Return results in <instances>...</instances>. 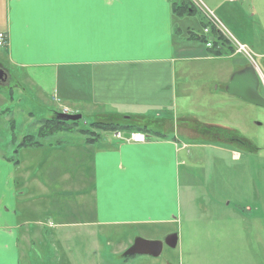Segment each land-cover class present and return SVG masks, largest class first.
<instances>
[{
  "label": "crops",
  "instance_id": "1",
  "mask_svg": "<svg viewBox=\"0 0 264 264\" xmlns=\"http://www.w3.org/2000/svg\"><path fill=\"white\" fill-rule=\"evenodd\" d=\"M174 1L85 0L36 6L26 0H0V32L9 37L0 48V65L5 61L43 91L46 82L34 81L36 71H54L57 81L60 72L68 78L73 72L75 90L68 91L80 111L72 114L85 109L100 117L97 121L131 126L147 137L145 143H134L128 131L109 137L103 133L110 132H102L93 144L85 138L79 143L45 139L40 147L16 153L13 146L12 150L0 146V264H97L81 255L89 254L93 246L99 249L104 228L119 226H149L156 237L145 239L152 241L176 234L175 249L183 264H264L252 245L256 234L264 232V216L258 208L253 213L241 203L217 198L224 190L218 182L209 184V194L195 198L199 214L204 213L202 229L194 227L189 210L190 177L184 168L193 157L192 149L211 141L218 145L209 148L226 153L231 140L222 131L213 132L209 140L207 131L182 126L171 114L160 120L163 131L149 129L151 122H145L146 78L162 81L166 75L170 85L178 62L222 58L209 50L208 55L206 50L189 55L193 46L188 42L205 39V27L201 23L203 31L196 32L198 13L177 18ZM202 2L229 22L239 3ZM7 71L8 80L0 87L8 90L4 95L0 92V107L4 99L13 104L16 92L24 91L21 80L12 88L13 70ZM163 87L156 88L167 102L151 107L172 112V94ZM57 92L61 98L63 92ZM5 106L0 108L6 117L0 125L11 133L12 142H20L24 136L14 135L16 122L10 117L15 107ZM50 118L36 119L29 113L26 124L37 126L38 132L40 123ZM135 121L137 126L131 124ZM195 140L201 142H186ZM233 152L232 160H239L240 154ZM244 240L249 243L244 245ZM260 252L264 257V248Z\"/></svg>",
  "mask_w": 264,
  "mask_h": 264
},
{
  "label": "rangeland",
  "instance_id": "2",
  "mask_svg": "<svg viewBox=\"0 0 264 264\" xmlns=\"http://www.w3.org/2000/svg\"><path fill=\"white\" fill-rule=\"evenodd\" d=\"M238 1L234 18L230 22L221 14L214 12L209 5H205L218 21H220L218 17L221 16L220 19L224 21L223 25L226 28L221 25L227 33L226 38L221 33L219 35L223 36L231 47H233V39L231 38L233 37L239 43L248 46L258 56L257 58L264 62V0ZM196 9L198 13L195 16L197 22L195 27L198 29L196 32L201 33L203 31L201 23L206 21L209 24V27H207L209 33L203 32L205 45L197 42V40L188 42V45L193 46L192 53L189 55H197L204 50L208 55L207 50L212 49L217 42L216 36L212 34V29L216 30L217 28L211 24L202 11H205L202 5L199 8L196 7ZM202 14L205 16V20L200 16ZM210 37L215 39L210 41L212 43L211 48L207 47V41ZM233 50V56L222 57L218 61L178 62L176 74L170 79V85H168L166 75L161 78L162 81L153 76L146 78L145 93L148 96L146 102L149 107H147L149 116L145 122H151L149 129L163 131L164 127L160 125V120L168 118V114H171L175 119H179L178 123L182 126L191 125L192 129L207 131L209 140L214 137L213 132L217 131H222V135L226 140H231L229 148L225 151L226 153L222 150L214 152L208 145L213 147V145L218 144L211 141H208L210 143H203L201 149L193 148V157L184 168V171L190 177L188 197L191 204L189 210L192 220H195L194 227L196 229H202L204 213L199 214V205L195 198L209 194V184L218 182L224 184V190L221 188L217 198L225 197L227 201L231 199L234 205L241 203L242 207L252 208L253 213H256L255 211L258 208L260 210L259 214L264 216V108L251 105L237 97L230 96L226 92V86L229 84L231 76L250 65L246 56L235 55V49L233 48ZM2 54L3 51L0 50V57ZM2 64L8 70H13L10 80L14 90L15 86L18 85V80L24 83L22 86L24 91L22 93L16 92V101L13 104L5 99L3 103V106L6 105L5 107H15L14 113L10 117L14 118L16 122L14 135L19 139L25 135L37 133V126L26 124L29 113H33L36 119H43L53 117L55 114H62V112L71 114L80 111L78 107H75L74 94H70L68 91L75 90V74L73 72L69 71L70 78L64 77L60 72L61 77L57 81V77L53 79L54 71H46V73L41 70L36 71L33 77L34 81L46 82L47 87L43 91L37 85H34L30 79L19 72H15L17 70L5 61ZM162 85H164L163 91L166 93L170 91L172 94L171 105L174 106L169 107L172 112L165 111L157 106L156 108L151 107V104L167 102L166 95L158 92L156 88L162 87ZM58 89L63 92L64 97L61 96L60 98L57 92ZM7 90L8 88L0 87V92L3 95L6 94ZM260 92L264 93L262 87ZM37 103L43 106L39 107ZM163 108H166V106ZM79 115L82 116L79 128L100 119V117L85 109ZM160 115H163L162 118H160ZM3 118L6 117L0 114V120H3ZM126 118L128 119V116ZM183 119H187V122ZM131 124L137 126L138 121ZM112 134L103 133V136L109 137ZM83 138L81 134L60 133L51 136L45 142L52 141L55 143L57 140H61L65 143L72 141L79 143L82 142L81 139ZM13 143L11 133L6 132L0 125V146L4 145V149L8 148L10 150L13 149V146L16 149L19 142L14 143V145ZM233 151L240 154L239 160H232ZM19 158L21 159V156ZM255 199L258 202L257 205H254ZM244 213L250 214V212ZM100 229L102 230V228ZM104 229V232H100L98 237L99 249H93L95 247L93 246L89 254L84 252L81 256L87 257L88 255V258L97 264H183V260L178 257L179 249H170L167 245H165L161 256L156 259L149 256L122 257L135 239L156 237V232L149 226H119ZM255 237L254 240L256 241L252 243L254 248L257 249L254 250L255 256L259 260H263L264 257H262L260 250L264 248V232H259ZM95 242L98 245V242ZM248 243L247 240L243 241L244 245Z\"/></svg>",
  "mask_w": 264,
  "mask_h": 264
},
{
  "label": "trees",
  "instance_id": "3",
  "mask_svg": "<svg viewBox=\"0 0 264 264\" xmlns=\"http://www.w3.org/2000/svg\"><path fill=\"white\" fill-rule=\"evenodd\" d=\"M173 13L177 17H185L188 15H195L197 13L196 7L192 4L190 0H175L173 2ZM202 25L207 28L209 24L207 22ZM212 34L216 36L217 42L214 47L210 49V55L213 57H223L232 55L234 52L233 47L229 45V43L217 33L216 30L212 29ZM196 37V35H193ZM191 39V38H190ZM192 40H197L200 43L206 44V41L202 37L193 38ZM57 114H55L52 118L43 120L39 125V130L36 135H25L23 139L17 144L15 149V153L21 149L28 148H37L42 146V141L49 139L51 136L60 133H79L83 136L88 143H95L101 136L102 132H110V133H118L123 131H128L131 134H139L140 131L131 126L123 127L118 123L111 121H95L89 124H86L84 128H79L80 121L78 122H64L60 121L56 118ZM143 134V133H141ZM16 164L19 163L18 160L15 161ZM123 258H128L124 257Z\"/></svg>",
  "mask_w": 264,
  "mask_h": 264
},
{
  "label": "water",
  "instance_id": "4",
  "mask_svg": "<svg viewBox=\"0 0 264 264\" xmlns=\"http://www.w3.org/2000/svg\"><path fill=\"white\" fill-rule=\"evenodd\" d=\"M8 80V73L0 68V86H4ZM259 78L252 66L244 67L235 72L226 86V92L230 96L237 97L243 101L261 108H264V97L259 92ZM56 118L64 122H78L82 119L79 114H57ZM178 244L176 234L167 237L164 241H152L137 238L133 244L125 251L124 257L149 256L158 258L163 252L164 245L175 249Z\"/></svg>",
  "mask_w": 264,
  "mask_h": 264
},
{
  "label": "built area",
  "instance_id": "5",
  "mask_svg": "<svg viewBox=\"0 0 264 264\" xmlns=\"http://www.w3.org/2000/svg\"><path fill=\"white\" fill-rule=\"evenodd\" d=\"M194 5L195 7L199 8V6H203L205 11L202 10L205 15L207 16V18L210 20L211 24L213 26H215L218 30L225 38H226V27L222 24L221 21H218L214 14L207 9L206 5L200 1V0H190ZM208 12V14H207ZM225 27H223L222 25ZM205 33L208 34L209 33V30L206 29L205 30ZM231 37V36H230ZM8 35L4 32H0V48H3L6 43L8 42ZM233 39V48L235 49V55H244L247 57V59L249 60V63L250 65L255 69L258 77H259V80H260V84H261V87L263 89V92H264V62L259 60L256 56L249 48L248 46L244 45V44H241L239 43L236 39H234L233 37H231ZM228 39V38H227ZM212 40H215L213 38H209L208 41H207V47L211 48V42ZM230 41V40H229ZM209 42V43H208ZM231 43V42H230ZM64 113V112H62ZM65 114H70L68 112H65ZM72 114V113H71ZM118 136L120 137V134H118ZM147 140L146 136L145 135H142V134H133L129 141L131 142H134V143H145Z\"/></svg>",
  "mask_w": 264,
  "mask_h": 264
},
{
  "label": "snow or ice",
  "instance_id": "6",
  "mask_svg": "<svg viewBox=\"0 0 264 264\" xmlns=\"http://www.w3.org/2000/svg\"><path fill=\"white\" fill-rule=\"evenodd\" d=\"M27 3L36 6H59L74 3H84L85 0H26Z\"/></svg>",
  "mask_w": 264,
  "mask_h": 264
},
{
  "label": "flooded vegetation",
  "instance_id": "7",
  "mask_svg": "<svg viewBox=\"0 0 264 264\" xmlns=\"http://www.w3.org/2000/svg\"><path fill=\"white\" fill-rule=\"evenodd\" d=\"M0 68H3L8 73L7 69L4 66L0 65Z\"/></svg>",
  "mask_w": 264,
  "mask_h": 264
}]
</instances>
